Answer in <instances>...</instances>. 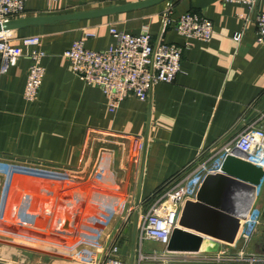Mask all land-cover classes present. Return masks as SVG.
I'll return each instance as SVG.
<instances>
[{"label":"crops","instance_id":"crops-1","mask_svg":"<svg viewBox=\"0 0 264 264\" xmlns=\"http://www.w3.org/2000/svg\"><path fill=\"white\" fill-rule=\"evenodd\" d=\"M138 1L26 0L23 13L14 19ZM185 12L201 14L212 22L210 40L188 39L190 45L185 46L186 39L174 27ZM259 12H264V0H258L252 12L243 4L221 0H161L111 14L12 30L14 45L20 44L22 36L40 37L38 48L45 52V72L33 102L23 96L30 63L27 55L20 56L0 76V159L76 170L80 178L61 184L16 175L7 217L0 228L66 244L84 239L98 242L101 249L117 242L118 257L125 264H129L134 246L136 264L139 216L158 192L214 154L245 125L253 123L264 130V42L257 38L254 21ZM164 19L167 22L163 25ZM110 27L131 35L147 29L154 42L185 46L181 70L173 82L155 83L144 101L128 96L112 112L100 87L74 75L63 56L85 31L95 33L85 39L86 48H107L115 42ZM236 34H240L238 40L234 39ZM135 146H139L137 156L132 155ZM102 149L110 152L111 164L102 172V179L95 180L90 173ZM262 181L263 185L264 177ZM23 194L31 195L25 206L26 212L37 216L33 225L16 221ZM117 198L124 203L113 211L111 206ZM6 242L19 244L0 237V264L9 259L21 264H91L88 256L93 248L81 257H58ZM95 256L98 258L99 253Z\"/></svg>","mask_w":264,"mask_h":264},{"label":"built area","instance_id":"built-area-1","mask_svg":"<svg viewBox=\"0 0 264 264\" xmlns=\"http://www.w3.org/2000/svg\"><path fill=\"white\" fill-rule=\"evenodd\" d=\"M26 0H0V24L20 16L24 11ZM55 2L58 0H48ZM223 3H239L252 12L258 0H221ZM166 19L163 21V25ZM257 38L264 42V12L255 16ZM174 27L186 41L188 39L208 41L214 29L212 22L205 16L185 12L181 14ZM12 30H0V76L16 64L18 58L27 55L30 63L26 73L23 90L27 102L36 100L44 76L42 58L45 52L38 48L40 37L27 35L19 38V45L12 44ZM115 42L103 50H91L85 47L84 41L93 38L95 33L85 31L81 38L74 40L63 52L72 73L87 83L100 87L106 98L109 111H114L120 102L128 96L146 100L148 94L157 82L171 83L180 72V61L185 46L175 43L154 42L147 29L136 35L109 28ZM240 34L234 36L235 40ZM133 156L139 153V146L134 147ZM234 150L243 153V157L264 170V130L252 124L245 125L229 142L224 144L211 156L198 161L187 172L167 183L155 200L139 216L136 264L150 262L151 264H264V251L247 252V245L254 236L260 233L262 212L255 205L256 194L261 183L255 187V196L240 222L236 239L233 243L220 242L214 252L208 251H168L166 245L173 229L178 226L179 217L186 201H194L197 192L208 174L221 172L222 163L228 154ZM111 164L108 149L100 150L90 177L101 180L102 172ZM16 175L29 176L41 180L71 184L80 178L79 171L58 168H47L25 163L0 159V222L6 220L13 189V179ZM31 201L30 194H23L21 204L16 211V221L22 225H33L36 214L26 212L25 204ZM123 200L117 198L112 210L119 209ZM0 237L10 241L62 254L70 257H81V253L91 250L88 261L91 264H125L118 257L117 242L108 248H102L98 242L77 239L66 244L52 239L42 238L21 232L0 228ZM151 240L163 245L162 250L144 252L142 243ZM86 244V245H85ZM99 253V257L95 256ZM102 254V257H100ZM2 264H21L16 259H9Z\"/></svg>","mask_w":264,"mask_h":264},{"label":"water","instance_id":"water-1","mask_svg":"<svg viewBox=\"0 0 264 264\" xmlns=\"http://www.w3.org/2000/svg\"><path fill=\"white\" fill-rule=\"evenodd\" d=\"M161 0H141L127 4L109 6L83 12H74L53 16H38L12 19L0 24V30H14L18 27L39 24L61 19H80L96 15L111 14L123 10L147 6ZM144 151L142 153V162ZM142 170L139 175L136 205L139 204ZM264 177L262 167L256 166L243 157V153L234 150L228 154L221 167V172L205 176L194 201L185 202L176 226L166 245L168 251H208L214 252L220 242L233 243L255 196V187ZM138 209L134 213V232L137 223ZM134 242V237H133ZM13 246L47 254L63 256L54 252L31 246L6 242ZM134 263V246L129 264Z\"/></svg>","mask_w":264,"mask_h":264},{"label":"rangeland","instance_id":"rangeland-1","mask_svg":"<svg viewBox=\"0 0 264 264\" xmlns=\"http://www.w3.org/2000/svg\"><path fill=\"white\" fill-rule=\"evenodd\" d=\"M255 205L259 207L262 212L260 233L254 236L253 240L247 245L246 251L258 253L264 251V184L260 188H258ZM256 243L258 244V246L256 245ZM142 247L143 251L148 253L153 250H162L163 245L155 241L144 240Z\"/></svg>","mask_w":264,"mask_h":264},{"label":"bare ground","instance_id":"bare-ground-1","mask_svg":"<svg viewBox=\"0 0 264 264\" xmlns=\"http://www.w3.org/2000/svg\"><path fill=\"white\" fill-rule=\"evenodd\" d=\"M263 182V181H262Z\"/></svg>","mask_w":264,"mask_h":264}]
</instances>
